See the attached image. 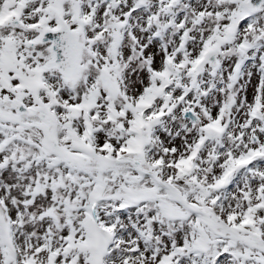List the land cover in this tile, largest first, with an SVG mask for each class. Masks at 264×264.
Listing matches in <instances>:
<instances>
[{
  "label": "snow or ice",
  "instance_id": "6c2138e0",
  "mask_svg": "<svg viewBox=\"0 0 264 264\" xmlns=\"http://www.w3.org/2000/svg\"><path fill=\"white\" fill-rule=\"evenodd\" d=\"M0 264H264V0H0Z\"/></svg>",
  "mask_w": 264,
  "mask_h": 264
}]
</instances>
